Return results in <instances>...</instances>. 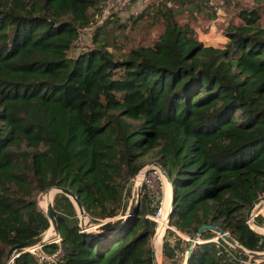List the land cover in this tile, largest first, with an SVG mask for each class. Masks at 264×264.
<instances>
[{
	"label": "trees",
	"instance_id": "trees-1",
	"mask_svg": "<svg viewBox=\"0 0 264 264\" xmlns=\"http://www.w3.org/2000/svg\"><path fill=\"white\" fill-rule=\"evenodd\" d=\"M104 1L0 0V264L10 246L49 228L36 196L52 186L71 189L92 225L81 227L72 200L58 191L52 203L62 257L39 262L25 251L14 264H156L150 239L159 206L142 187L128 217L125 199L140 157L152 149L172 187L163 256L187 250L203 223L264 250V234L246 222L264 193L259 9L242 7L243 24L217 47L199 40L173 6L192 3L193 11L209 2L161 0L164 27L153 43L118 58L95 30L93 45L70 53ZM215 235L201 233L205 241L193 245L187 264H240L231 255L247 254Z\"/></svg>",
	"mask_w": 264,
	"mask_h": 264
},
{
	"label": "rangeland",
	"instance_id": "rangeland-1",
	"mask_svg": "<svg viewBox=\"0 0 264 264\" xmlns=\"http://www.w3.org/2000/svg\"><path fill=\"white\" fill-rule=\"evenodd\" d=\"M161 0H154L152 3H148V0H125L123 5L107 6L108 12L98 19L99 22L95 23L91 28H81V33L74 43V47L71 48L70 53H76L80 50L94 44L93 42V31L98 32L97 39L103 41L106 47L112 51L116 57L120 58L129 51L131 47L138 45H147L153 43L160 32L163 30L164 22L161 15V11L164 8L159 4ZM213 5L206 4L202 6V9L194 8L193 11L189 10L188 6L192 7V3L178 2L173 4L176 9L175 16L180 21H187L192 27H194L195 35L197 38L201 36V39L206 43L217 47H223L227 41V30L231 29L235 25L243 24V20L239 16V10L242 7L252 8L257 7L261 13L258 23L264 25V0H212ZM195 2V0H194ZM208 3L209 0H206ZM112 0L110 1V4ZM155 3V4H154ZM171 4V3H170ZM169 4V5H170ZM154 5L156 7H154ZM106 6V5H105ZM152 6V7H151ZM219 11V12H217ZM220 17V18H219ZM214 19L211 20V19ZM101 27L97 30L96 26ZM211 26V30H210ZM212 36L207 40L204 34ZM211 41V42H210ZM128 121L135 124L138 121L128 118ZM157 159V153L155 149L150 150L147 154L140 157V161L143 163L138 173L146 166L149 169L146 173L145 179L139 182L138 185L143 187L153 199V203L158 204L159 209L162 207L159 221L163 220L169 206V197H171V182L168 184L166 176L161 172L158 166L155 164ZM137 173V174H138ZM135 175V177L137 176ZM133 177L130 181V195L126 196V201L130 202L131 195L135 189L136 179ZM49 189L44 193L40 192L37 194V200L39 206L45 211L46 204L51 200L53 201V193H47ZM136 195V193H134ZM152 201V200H151ZM77 216L79 218V224L85 227L83 220L80 219V213L72 200ZM117 216H121L120 214ZM156 214L154 215V219ZM84 221L90 225L88 215L85 216ZM260 224L264 223V216L257 217ZM92 225V224H91ZM158 222L156 231L153 237L150 239V244L154 253V260L156 264H183L185 259L186 250L180 251V253L173 259H168L161 253V242L155 240V234L157 232ZM257 231L260 234H264V226H259ZM91 229H97L91 226ZM167 229V228H166ZM48 232V231H47ZM263 232V233H261ZM52 233V237L55 235L54 228L49 231ZM166 233V230H165ZM164 233V234H165ZM49 235V234H48ZM171 240H174L172 235L167 234ZM185 239L188 238L186 235H182ZM51 237V238H52ZM184 247V243L182 244ZM264 251V250H257Z\"/></svg>",
	"mask_w": 264,
	"mask_h": 264
},
{
	"label": "water",
	"instance_id": "water-1",
	"mask_svg": "<svg viewBox=\"0 0 264 264\" xmlns=\"http://www.w3.org/2000/svg\"><path fill=\"white\" fill-rule=\"evenodd\" d=\"M155 164L158 166V168L161 170V172L166 176L167 181L170 182V178L168 177L167 172L164 170V168L158 162H156ZM148 169H149V166H146L143 169H141V171L137 174V175L141 174V177H140L141 179L140 180L143 181L145 179V176H146V173H147ZM49 190L53 191V195L56 192H58V191L63 192L71 200H73L75 202V205H76L79 213H80V219L83 220V218L86 216V212H85L80 200L78 199V197L75 195V193L71 189H69L67 187H61V186H52V187L49 188ZM140 190H141V186L138 185L136 187V189H134V191H133V193L131 195L130 202H129V205H128V209L126 211L127 212L126 215H128V217L134 210V207H135V205L137 203V200H138V196L140 194ZM134 193H136V195ZM262 200H264V193L262 195L258 196L253 201V203L251 205H249V207L246 210V217H249L251 215V211L254 208V206L256 204H258L259 202H261ZM172 204H173V197H172V188H171V197H170V202H169V209L166 212V215L164 217L163 231L160 234L161 237L164 235L166 228L169 227L168 226V222H169V218H170V214H171V206H172ZM45 213H46V215H47V217L49 219V225L52 224L53 227L55 228L56 232L58 233L57 223H56V218H55V214H54V207H53L52 201H50V202H48L46 204ZM255 222H256V224L261 225L259 222H257V221H255ZM207 229H210V230L214 231L216 233L215 237H219L220 236L222 239H224L230 245L243 248L235 240V238L230 235V233L227 230H224L222 227H220L219 225H216V224L203 223V224H201L199 226L197 232L190 239V243H189V246H188V248L186 250V255H185V259L183 261V264H187V261H188V258L190 256V254H191V250H192L193 245L195 243H197V242H200L199 240L201 239L200 238L201 233L204 230H207ZM44 232L45 231H43L42 233H40V234H38L36 236H33L31 238H28V239H25V240H23V241H21L19 243H16V244L10 246L8 251H7V261H8L7 264H14L13 263V258L15 256L19 255V253L27 251L28 247L37 246V245H45V244L49 243V241H45V238H44V235H43ZM213 238H211V239H213ZM248 252L251 255H253V256L257 257V258H263L264 257V251L248 250Z\"/></svg>",
	"mask_w": 264,
	"mask_h": 264
},
{
	"label": "built area",
	"instance_id": "built-area-1",
	"mask_svg": "<svg viewBox=\"0 0 264 264\" xmlns=\"http://www.w3.org/2000/svg\"><path fill=\"white\" fill-rule=\"evenodd\" d=\"M110 1L111 0H105L104 1L100 13L95 14V18L98 19L99 17H102L104 14H106V12H108V8H109V7L107 8V6H114V5H120L121 6V5H123L125 3V0H112V3L110 4ZM209 4L213 5V1L209 0ZM217 12H219V11H217ZM214 19L215 18H213L211 20L214 21ZM97 22H99V21L97 20ZM97 22L94 21V22L90 23L89 25H87L85 27H81V28H84V29L91 28ZM81 28H79V35L81 33V31H80ZM198 39L201 40L206 45H211L210 43L209 44L206 43L200 37ZM263 201L264 200H262L261 202L256 204L254 206V208L252 209V211H251V215L249 217H246V222L255 231H259L258 228L256 227V225H258V224H256V222H255V221H257V217L258 216L259 217L260 216H264V207H263V209H261L262 208L261 207V203ZM158 214H159V210L157 211L156 216ZM261 233H263V232H261ZM217 238L218 237H214L213 240H217ZM187 239H189V238H187ZM48 241H49V243L50 242H55L57 244L54 250L45 251V250L41 249L42 245H37V246L28 247L27 251H29L33 255V257L39 262L56 263L58 260H60V258L62 257V255L64 253L62 245H61V237H60L59 233H57L56 236L53 237V239L48 240ZM199 241L202 242V241H205V240L200 239ZM241 249L247 254L246 256H244V257L243 256L242 257L241 256L240 257H235V255H233V254L231 255L232 257L236 258L239 261L240 264H255V263H257V262H259L261 260V258H257L255 256L251 255L248 252V249H246V248H241ZM13 260H14V258H13Z\"/></svg>",
	"mask_w": 264,
	"mask_h": 264
},
{
	"label": "bare ground",
	"instance_id": "bare-ground-1",
	"mask_svg": "<svg viewBox=\"0 0 264 264\" xmlns=\"http://www.w3.org/2000/svg\"><path fill=\"white\" fill-rule=\"evenodd\" d=\"M141 174H139V175H137V179H136V185H135V189H136V187L138 186V184H139V182H141L142 180H140L141 178ZM168 184L170 185V183L168 182ZM171 187V186H170ZM47 193H49V194H51V193H53V191L52 190H50V191H48ZM170 193H171V190H170ZM51 201V200H50ZM49 201V202H50ZM170 201V197H169V200H168V202ZM163 207V206H162ZM162 207L160 208V210H159V214L155 217V219L157 220V218H158V216L159 215H161V210H162ZM261 209H263V207H264V201L261 203ZM168 209H169V206H168ZM168 209H167V211H168ZM166 215V214H165ZM165 217V216H164ZM164 217H163V220L160 222V221H158L157 220V222H158V227H157V232H156V234H155V240L157 241H159V242H161V232L163 231V223H164ZM86 220V218L84 217L83 218V223H84V225H85V227H89V225L87 224V223H85L84 221ZM256 226H262V225H256ZM52 227H53V225L52 224H50L49 225V228L47 229V230H45V232L43 233V235H44V238H45V241H48V240H51V239H53V237H55L56 236V234H57V232H56V230H55V228H54V231H55V235L52 237V233H49V231L52 229ZM263 227V226H262ZM260 230H262V228L260 227ZM48 231V232H47ZM263 231V230H262ZM49 234V235H48ZM52 237V238H51Z\"/></svg>",
	"mask_w": 264,
	"mask_h": 264
},
{
	"label": "crops",
	"instance_id": "crops-1",
	"mask_svg": "<svg viewBox=\"0 0 264 264\" xmlns=\"http://www.w3.org/2000/svg\"><path fill=\"white\" fill-rule=\"evenodd\" d=\"M210 30H211V26H210ZM205 35V38H207V40H211L210 38L212 37V36H209L207 33L206 34H204ZM200 38H201V36H200ZM211 42V41H210ZM209 44V43H208ZM172 188V187H171ZM169 205V204H168ZM168 207V206H167ZM262 226H264V223L263 224H261Z\"/></svg>",
	"mask_w": 264,
	"mask_h": 264
}]
</instances>
